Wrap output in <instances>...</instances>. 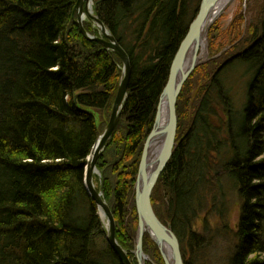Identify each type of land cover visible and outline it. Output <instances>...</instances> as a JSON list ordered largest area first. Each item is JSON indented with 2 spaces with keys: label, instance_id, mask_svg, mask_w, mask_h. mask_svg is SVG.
I'll list each match as a JSON object with an SVG mask.
<instances>
[{
  "label": "trees",
  "instance_id": "1",
  "mask_svg": "<svg viewBox=\"0 0 264 264\" xmlns=\"http://www.w3.org/2000/svg\"><path fill=\"white\" fill-rule=\"evenodd\" d=\"M76 2L0 0V264H121L85 188L84 166L103 129L95 113L105 125L122 62L83 37ZM199 4L93 0L94 14L130 59L120 120L98 161L116 145V186L104 184L103 196L108 205L112 199L115 237L133 263L138 163L170 63ZM84 27L95 32L88 21ZM248 40L192 98L188 83L177 99L176 147L151 204L172 225L185 264H205L217 235L229 243L226 264H264V16ZM235 63L246 78L239 107L223 82ZM218 113L224 124L215 123ZM230 189L240 201L234 228L224 220ZM213 211L222 223L217 230L205 219ZM201 215L202 228L195 223ZM143 249L164 264L147 233Z\"/></svg>",
  "mask_w": 264,
  "mask_h": 264
},
{
  "label": "water",
  "instance_id": "2",
  "mask_svg": "<svg viewBox=\"0 0 264 264\" xmlns=\"http://www.w3.org/2000/svg\"><path fill=\"white\" fill-rule=\"evenodd\" d=\"M223 1L226 0H200L198 11L188 25L186 34L171 61L166 83L158 99L152 128L143 144L134 184V202L138 218L135 241L137 264H144L145 255L142 250V240L145 232L158 246L164 264H184L179 240L172 230V225L170 223L163 224L158 219L151 204V194L158 177L163 172L176 147V102L178 96L191 72L201 62L199 52L201 45L206 41L208 29L216 17L231 2V0H227V3L222 8L216 10ZM92 2L93 0H77L75 4V22L78 29L85 39L98 42L106 49L114 52L120 58L123 67L109 119L87 156L84 166V184L88 195L96 206L101 209L103 217L106 219L108 225L106 234L109 244L118 255L122 264H133L124 248L116 240L114 216L102 192L95 187L92 176V172L97 171V160L106 148L108 140L111 138L121 116L131 76L130 59L127 52L104 23L93 13ZM84 21L91 23L98 33H89L84 28ZM162 109L165 111L163 122L161 121ZM153 140L159 147L154 152H151V142ZM165 247H167L169 256L165 251Z\"/></svg>",
  "mask_w": 264,
  "mask_h": 264
},
{
  "label": "rangeland",
  "instance_id": "3",
  "mask_svg": "<svg viewBox=\"0 0 264 264\" xmlns=\"http://www.w3.org/2000/svg\"><path fill=\"white\" fill-rule=\"evenodd\" d=\"M92 8H93V2H92ZM263 16H264V0H231V2L216 17V19L213 21L210 28L208 29L206 35V41H205L206 56L200 58L201 62L191 72V74L183 84V86H185L188 83H191L192 87L190 89V98L193 97L196 90H198L201 84H204L206 80L210 77V75H212L216 67L219 66L221 67L225 65L224 62L226 61L230 62L233 55H235L241 48L248 45L250 31L254 26H256L259 23L260 20H262ZM94 30L95 32L93 33L97 34L98 33L97 29L94 28ZM239 32L241 33L240 37H238L236 40H232V37H234L235 35L237 36ZM202 51L203 50L200 49L199 52L200 55ZM243 71H244L243 65L239 63L237 64L235 63L231 66V69L228 72L229 74L223 77V82L225 83V85L231 88L230 93L233 96L234 105L236 107L242 106V102L244 100L246 78L244 76ZM95 114H96L97 123L102 125L101 129L102 128L104 129L106 125V124L104 125L105 122L101 124L100 114L97 112ZM213 119L215 123L218 125L224 124V122L226 121L225 115L219 113L216 114V116ZM114 148L116 149V145L111 146L109 150L107 149L104 158L101 159V161H97L99 162L96 164L98 173H95L93 175V182L96 188L102 192V195L104 194L103 193L104 191L102 189L104 184H107L110 190H114V187L116 186L115 181H116L117 172L114 171V169L111 167V163L116 162L115 160H117L118 158V156L114 154V150H115ZM227 188L228 186H225L224 190H226ZM226 198L228 201L227 203L228 214L224 220H226L227 224L230 227L234 228L239 218L240 201L237 197L235 190L233 189H230V191L227 193ZM108 202L110 205L112 203V199H110ZM99 216H101L100 217L102 218L101 220L103 221V223H105V218L102 217V215L100 214ZM204 218L205 216L201 215L196 220L195 223L197 227L202 228ZM205 219L207 220L209 226H211L212 229L216 228L217 230L221 227L222 224L220 222L221 219L217 215L216 211H213V213L208 215ZM115 226H116V222H115ZM135 241H136V235L134 238V242ZM213 241L214 242L212 246H210L208 252L206 253V256L204 255L205 257L204 263L226 264L228 261L229 251H230V249H228L229 243L224 237L218 235L217 238L214 239ZM158 254L162 258L160 251ZM146 257H147L145 261L146 263L158 264L157 262L158 258L156 257L154 252H150V254H146Z\"/></svg>",
  "mask_w": 264,
  "mask_h": 264
},
{
  "label": "bare ground",
  "instance_id": "4",
  "mask_svg": "<svg viewBox=\"0 0 264 264\" xmlns=\"http://www.w3.org/2000/svg\"><path fill=\"white\" fill-rule=\"evenodd\" d=\"M227 3V0L226 1H223L218 7H217V9L216 10H219L220 8H222L225 4ZM200 49H202L203 51H202V53H201V55H200V58L201 57H204V56H206V47H205V43H203L202 45H201V48ZM123 67V66H122ZM162 119H161V121L163 122L164 121V115H165V111L162 109ZM157 147H159L158 146V144L157 143H155L154 142V140L151 142V152H154L155 151V149H158ZM105 150V149H104ZM87 159V158H86ZM99 159V158H98ZM98 161V160H97ZM95 173H98V170L97 171H93L92 172V176L95 174ZM158 180V179H157ZM94 183V182H93ZM157 183V182H156ZM134 184H135V182H134ZM95 185V184H94ZM156 185V184H155ZM96 187V186H95ZM155 187V186H154ZM154 187H153V189H154ZM152 192H153V190H152ZM152 195V194H151ZM133 197H134V199H135V192H134V195H133ZM109 206V205H108ZM109 208H110V206H109ZM96 209H97V212H98V214H100V215H102V217H103V213H102V211H101V209H99L97 206H96ZM111 210V209H110ZM112 212V211H111ZM113 214V213H112ZM101 217V216H100ZM102 219V218H101ZM159 219V218H158ZM160 220V219H159ZM161 221V220H160ZM103 222V221H102ZM162 222V221H161ZM163 224H166V223H170V222H166V223H164V222H162ZM137 226H138V218H137ZM103 229H104V232H105V235H106V238H107V229H108V225H107V222H106V219H105V223H103ZM173 230V229H172ZM173 232H174V230H173ZM145 233H147V232H145ZM144 233V234H145ZM175 233V232H174ZM136 234H137V229H136ZM148 234V233H147ZM175 235H176V237L178 238V236H177V234L175 233ZM108 240V239H107ZM152 240V239H151ZM178 240H179V238H178ZM154 244H155V242L154 241H152ZM135 245H136V243L134 242V249L132 250V254H133V256H134V259H135V262L136 263H133V261L131 260V257L129 256V253H128V251L126 250V249H124L125 251H126V253H127V255H128V257H129V259L132 261V263L133 264H137V259H136V255H135V251H136V247H135ZM156 245V244H155ZM179 245H180V241H179ZM157 246V245H156ZM157 248H158V246H157ZM142 250H143V254L145 255L144 256V264H146V259H147V257H146V253L144 252V249H143V240H142ZM158 251H159V248H158ZM165 251L167 252V254H168V256H169V252H168V250H167V247H165ZM180 252H181V246H180ZM117 255V254H116ZM181 255H182V252H181ZM118 256V255H117ZM182 259H183V261H184V258H183V256H182ZM162 260H163V258H162ZM120 261V260H119ZM121 262V261H120ZM163 263H164V261H163ZM122 264V263H121ZM185 264V263H184Z\"/></svg>",
  "mask_w": 264,
  "mask_h": 264
}]
</instances>
